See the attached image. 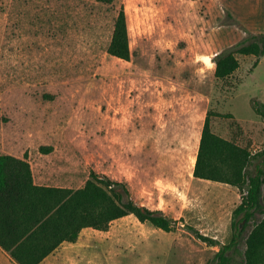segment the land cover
Wrapping results in <instances>:
<instances>
[{
  "label": "rangeland",
  "instance_id": "obj_1",
  "mask_svg": "<svg viewBox=\"0 0 264 264\" xmlns=\"http://www.w3.org/2000/svg\"><path fill=\"white\" fill-rule=\"evenodd\" d=\"M122 10L128 61L109 53ZM261 34L264 0H0V154L29 162L41 186L106 175L177 221L169 232L133 215L85 228L45 264H217L244 191L194 177L203 126L212 112V132L246 148L257 171L264 56L237 54L226 79L200 75L197 57Z\"/></svg>",
  "mask_w": 264,
  "mask_h": 264
},
{
  "label": "trees",
  "instance_id": "obj_2",
  "mask_svg": "<svg viewBox=\"0 0 264 264\" xmlns=\"http://www.w3.org/2000/svg\"><path fill=\"white\" fill-rule=\"evenodd\" d=\"M109 53L130 59L124 10L116 20ZM237 54L264 56V34L217 53V79L229 78L239 68ZM255 106L264 118V103L257 101ZM211 113L203 126L194 177L226 182L244 191L232 216V240L220 248L215 259L217 264H264V150L254 158L262 163L251 172L253 162L247 149L212 132ZM258 214L262 215L260 220L256 219ZM129 215L167 232L177 225L161 211L136 202L125 183L106 175L92 172L78 189L41 186L35 183L29 162L0 154V246L17 264H40L61 244L76 242L83 229L106 231L114 221ZM254 220L257 222L245 239L246 250L237 261L243 233ZM201 238L218 245L215 240Z\"/></svg>",
  "mask_w": 264,
  "mask_h": 264
},
{
  "label": "clouds",
  "instance_id": "obj_3",
  "mask_svg": "<svg viewBox=\"0 0 264 264\" xmlns=\"http://www.w3.org/2000/svg\"><path fill=\"white\" fill-rule=\"evenodd\" d=\"M197 62L203 64V67L197 70L200 75L205 74V72L215 71L217 68V64L214 63V57L212 55L198 56ZM180 195L183 197V194Z\"/></svg>",
  "mask_w": 264,
  "mask_h": 264
},
{
  "label": "crops",
  "instance_id": "obj_4",
  "mask_svg": "<svg viewBox=\"0 0 264 264\" xmlns=\"http://www.w3.org/2000/svg\"><path fill=\"white\" fill-rule=\"evenodd\" d=\"M258 30V29H256ZM34 177V181L35 180V176ZM58 250V249H57ZM54 253V252H53ZM53 254H50L49 256H47L40 264H45L49 261L50 256H52ZM0 264H17L9 255V253H7L5 250L2 249V247L0 246Z\"/></svg>",
  "mask_w": 264,
  "mask_h": 264
},
{
  "label": "built area",
  "instance_id": "obj_5",
  "mask_svg": "<svg viewBox=\"0 0 264 264\" xmlns=\"http://www.w3.org/2000/svg\"><path fill=\"white\" fill-rule=\"evenodd\" d=\"M256 152V151H255Z\"/></svg>",
  "mask_w": 264,
  "mask_h": 264
}]
</instances>
